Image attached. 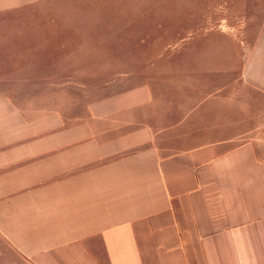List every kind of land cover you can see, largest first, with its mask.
I'll list each match as a JSON object with an SVG mask.
<instances>
[{
	"label": "crops",
	"instance_id": "0c3cea01",
	"mask_svg": "<svg viewBox=\"0 0 264 264\" xmlns=\"http://www.w3.org/2000/svg\"><path fill=\"white\" fill-rule=\"evenodd\" d=\"M227 5L81 115L0 91V264H264V0Z\"/></svg>",
	"mask_w": 264,
	"mask_h": 264
},
{
	"label": "rangeland",
	"instance_id": "374dc122",
	"mask_svg": "<svg viewBox=\"0 0 264 264\" xmlns=\"http://www.w3.org/2000/svg\"><path fill=\"white\" fill-rule=\"evenodd\" d=\"M227 8V0H0V91L28 112L81 115L92 99L146 81L191 36L218 24L231 31Z\"/></svg>",
	"mask_w": 264,
	"mask_h": 264
}]
</instances>
